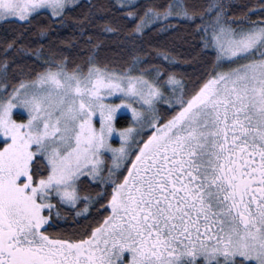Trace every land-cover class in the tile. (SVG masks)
I'll return each instance as SVG.
<instances>
[{"label": "snow or ice", "instance_id": "snow-or-ice-1", "mask_svg": "<svg viewBox=\"0 0 264 264\" xmlns=\"http://www.w3.org/2000/svg\"><path fill=\"white\" fill-rule=\"evenodd\" d=\"M6 25L0 264H264V0H0ZM53 25L87 35L83 64L44 51Z\"/></svg>", "mask_w": 264, "mask_h": 264}, {"label": "trees", "instance_id": "trees-1", "mask_svg": "<svg viewBox=\"0 0 264 264\" xmlns=\"http://www.w3.org/2000/svg\"><path fill=\"white\" fill-rule=\"evenodd\" d=\"M83 3H88V1H82ZM93 3H106L107 0H91ZM256 0H237V3H255ZM85 10H78L75 15L79 16ZM47 23L48 17L42 16L34 24L38 23ZM70 24H74V20L69 21ZM18 26H3L0 27V48L3 47V41L7 38L10 39L13 33V29ZM55 30L51 35L49 40L44 41V51L47 52L49 48L63 50V54L68 57L70 63L74 64H83L87 59V55L91 50V45L88 43L87 35L81 36L78 29L72 27H61L59 25H53ZM98 29H89L88 32L92 35V43H95L97 40L96 33ZM39 39L35 31L30 32L26 37V45L33 48L38 47L39 45L35 43ZM162 45H165L169 48H173L175 53L180 57V63L177 65V70L185 71L191 74L194 69L197 67L199 56L194 46L189 43H184L178 38L169 37L160 41ZM113 49H117L114 51ZM117 52L119 55L117 56ZM100 56L104 60L116 61L121 66H124L126 61L129 59V52L127 50L120 51L117 48V41L108 39L107 37L103 38V50L100 52ZM17 63L20 66H33L32 60L29 57L15 55L14 57ZM187 61V62H186ZM19 71V69H14ZM61 229H66L67 231L73 230L74 220L70 212H64L63 218L58 221Z\"/></svg>", "mask_w": 264, "mask_h": 264}, {"label": "rangeland", "instance_id": "rangeland-1", "mask_svg": "<svg viewBox=\"0 0 264 264\" xmlns=\"http://www.w3.org/2000/svg\"><path fill=\"white\" fill-rule=\"evenodd\" d=\"M82 1H84V0H82ZM85 1H88V0H85Z\"/></svg>", "mask_w": 264, "mask_h": 264}]
</instances>
